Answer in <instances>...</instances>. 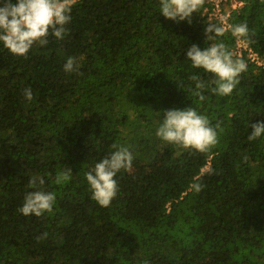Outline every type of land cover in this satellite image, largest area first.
Instances as JSON below:
<instances>
[{
  "label": "trees",
  "instance_id": "16d2710c",
  "mask_svg": "<svg viewBox=\"0 0 264 264\" xmlns=\"http://www.w3.org/2000/svg\"><path fill=\"white\" fill-rule=\"evenodd\" d=\"M240 1L230 21L247 23L264 62V0ZM70 15L62 39L49 34L26 56L0 43V264H264V136L247 139L264 121V69L247 63L230 96L212 93L213 75L186 50L234 43L206 42L199 11L177 23L159 0H75ZM69 57L78 72L63 71ZM185 107L217 132L206 152L156 136L163 112ZM113 145L134 159L102 207L86 173ZM32 179L55 194L39 217L19 212Z\"/></svg>",
  "mask_w": 264,
  "mask_h": 264
},
{
  "label": "clouds",
  "instance_id": "9594fccd",
  "mask_svg": "<svg viewBox=\"0 0 264 264\" xmlns=\"http://www.w3.org/2000/svg\"><path fill=\"white\" fill-rule=\"evenodd\" d=\"M205 0H159L160 14L174 22L188 21L191 23L193 13H197ZM75 0H4L0 6V43L16 56H26L34 44L47 45L49 34L62 39L66 25L71 21V9ZM232 37L243 40L250 37L247 23L230 26ZM206 42L216 40L225 35L223 25L208 24L204 30ZM194 69H202L213 75L212 93L230 96L238 83L239 76L247 70L246 63L228 50L223 41L209 43L201 48L192 44L186 50V56ZM79 65L75 58L69 57L63 66L66 73L78 72ZM194 82L191 89L193 95L204 100L203 91L207 84L199 75H192ZM24 96L31 101V89H25ZM252 131L247 139L254 141L264 136V121L250 125ZM156 136L171 145L206 152L217 143V132L210 126L205 115L199 114L192 107L171 109L163 112V119L156 130ZM116 149L109 156L94 165L86 173L92 199L102 207H108L118 191L116 175L131 168L133 155L127 147L113 145ZM70 170V169H69ZM71 171V170H70ZM68 179L67 173L57 176L59 184ZM43 179H32L29 186L37 188L30 191L24 198L19 212L24 216L37 217L51 212L55 202V194L39 190L37 184L43 185ZM200 191V185H194ZM47 235L46 233L44 234Z\"/></svg>",
  "mask_w": 264,
  "mask_h": 264
},
{
  "label": "built area",
  "instance_id": "2783aa9c",
  "mask_svg": "<svg viewBox=\"0 0 264 264\" xmlns=\"http://www.w3.org/2000/svg\"><path fill=\"white\" fill-rule=\"evenodd\" d=\"M243 5L244 2L240 0H205L199 12L207 23H215L225 27V33L233 39L234 57L242 59L246 64L254 63L264 69V62L253 52L249 44L244 39L237 40L232 37L229 31L230 26L233 25L230 21L232 12H237Z\"/></svg>",
  "mask_w": 264,
  "mask_h": 264
}]
</instances>
